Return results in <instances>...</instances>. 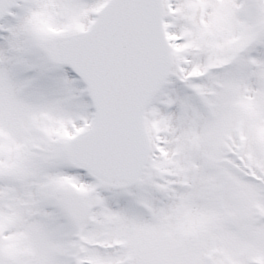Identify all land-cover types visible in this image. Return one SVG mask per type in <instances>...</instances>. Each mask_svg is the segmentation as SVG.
<instances>
[{"label":"snow or ice","instance_id":"6c2138e0","mask_svg":"<svg viewBox=\"0 0 264 264\" xmlns=\"http://www.w3.org/2000/svg\"><path fill=\"white\" fill-rule=\"evenodd\" d=\"M0 264H264V0H0Z\"/></svg>","mask_w":264,"mask_h":264}]
</instances>
